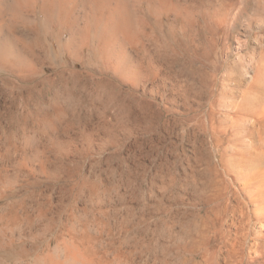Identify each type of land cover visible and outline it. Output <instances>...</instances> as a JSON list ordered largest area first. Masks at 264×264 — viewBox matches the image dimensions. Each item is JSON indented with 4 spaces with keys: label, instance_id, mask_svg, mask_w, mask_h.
Wrapping results in <instances>:
<instances>
[{
    "label": "rangeland",
    "instance_id": "rangeland-1",
    "mask_svg": "<svg viewBox=\"0 0 264 264\" xmlns=\"http://www.w3.org/2000/svg\"><path fill=\"white\" fill-rule=\"evenodd\" d=\"M201 1L197 4L205 10L221 7L224 0ZM240 1L236 0L233 12L242 6ZM131 3L136 4L132 8L137 6ZM247 4L236 31L214 37L212 48L220 53L210 55L207 63L217 59L218 65L227 68L241 60L243 67L236 70L246 89L254 60H262L264 89V55H260L264 0H247ZM86 6H78L79 13L87 11ZM194 9V16L200 18ZM38 10L32 2L5 0L0 4L5 31L14 36L35 35L41 24ZM147 13L144 10L147 23L137 25L142 43L136 45L128 32H121L116 54L108 62L91 43L90 52L80 49L77 60L58 54L59 43L49 34L57 31L59 23L52 19L42 35L46 34L43 40L58 56L56 63L41 56L28 69H0L1 176L4 173L0 177V243L12 248L4 255L6 264H44L43 255L49 252L61 258L67 248L77 250L72 253L75 257L90 254L97 264H201L204 257L215 258V264H233L237 254L229 260L223 257L231 248L229 241L244 243L246 262L253 255L250 247L264 243V219L246 221L255 209L264 213V178L251 175L245 182L239 176L241 166L233 159L238 157L234 150L239 144L231 141L230 129L213 133L205 116L207 99L192 91V78L184 72L188 54L204 53L205 41L212 38L198 19L197 24L184 25L176 22L172 12L168 19L174 23L163 17L158 26L157 18ZM79 22L83 29L79 35L86 34L84 22ZM62 32L68 34L63 28ZM168 38L172 49L167 52ZM199 65L196 62L194 67ZM225 72L223 68L217 76L222 78ZM47 91L55 96L46 97ZM238 91L237 87L235 98ZM217 103L215 123L228 128L225 108ZM216 207L226 211L217 224L206 225Z\"/></svg>",
    "mask_w": 264,
    "mask_h": 264
},
{
    "label": "bare ground",
    "instance_id": "bare-ground-1",
    "mask_svg": "<svg viewBox=\"0 0 264 264\" xmlns=\"http://www.w3.org/2000/svg\"><path fill=\"white\" fill-rule=\"evenodd\" d=\"M4 1L5 0H0V4H2V2H4ZM13 1L20 2V3H23V2H32V3L36 4L37 8L39 9L38 11H39V15H40V18H41L40 19L41 20L40 21L41 24H40V26L38 28H36L35 35H33V36L31 35V37H27V36H24V35L17 36L16 34H15L16 36H14V35L8 34V32L5 31L6 29L4 28V24L2 23V20L0 19V69H2V70L4 69L7 72H11L13 69H15L14 67H17L18 69L19 68H21V69H28L31 65H33L34 61H36L35 59L37 58V60H38V58H41V56H44V58L46 59V61L48 60L49 62H53V63L54 62L55 63L57 62L58 56L55 55V54H53V51L50 49V47L48 46V44L46 43V41L43 40V38H44L43 35H46V34H43L42 35V32L43 31L44 32H47L48 26H50L52 24V22H51L52 19H55V21L59 23V24H55V25H57V31L55 33L52 32V34H49L50 37L54 38L56 40V42L59 43L58 44V49H59V53L58 54H60V55H68L71 58H73L74 60L79 59V50L80 49L81 50L89 49V52H90V49H91L90 43L92 45L96 46L97 49H99V54L101 55V57L105 58V60L106 59L108 60V58H111V57H113L116 54V50L118 49V44H119V42L121 40V38H120L121 32H125V33L128 32L130 34L129 35L130 40L134 41V43H136V45H137L139 43V41H140L139 34L137 33L138 32L137 31L138 30V26H139L138 23L139 24H142V23L144 24V22H145V24H146L147 23L146 21H148V20H146V18H148V17H146V18L144 17L145 16L143 14L144 10L146 12H148L147 14H150V16H153L154 18H157L156 21L158 22V26H159L160 20L162 21V18L163 17H165V20H168V23L170 24L172 21L171 20L169 21V19H168L169 16L168 15H169V13H172V12H173V15L176 18V22L178 20H180V21L183 22V24L185 23L187 25L188 24L189 25H193L196 22L197 23L200 22V24H202L200 26L201 29L206 32L205 34L210 35V37L212 38V41H210V39L207 40V41H205V43L203 45V50H202V51H204V53H202V54H197V53L188 54V56L185 58L186 59L185 60V63H186V65H188V69L185 68L184 69V72L187 73V74H189V77L192 78L191 79V81H192L191 82L192 91L195 94H197L198 96H200L201 98L202 97H205L204 99H207L208 100V101L206 100V104L207 103L209 104V109L205 113V116H206L207 120L209 121V126L212 129L213 133H218V134H222L223 133L224 134V132H227V129H230L231 132H232V137H230L231 138V141H234L235 144H237V143L239 144L238 148H236V149L234 148L235 149L234 151L238 154V157L236 156L235 158H233L235 160V162H234L235 165L237 167L241 166V169H239L237 171L239 173V176L242 179H244L245 182H247V179L248 178L249 179L251 178V175H261L264 178V89L261 86L262 84H260V69L263 68V61L262 60H260V61L259 60H254V58H253V60H254V63L252 64L253 65V67H252L253 68V75L250 77V79H249L250 81L247 84L246 89L243 88V78H242V74L241 73H238L237 70H236L237 69V66H242L243 67V64H242L241 60H239V59L238 60H235L231 64V66L227 65V68H225L224 65H218L217 64V59H215L211 63L212 65L207 63V59L209 58L210 55L213 54V56H214V54L216 55L218 52L220 53V50H217L218 49L217 47H213L212 48L213 44L215 43L214 37L219 32H221L223 35H227L229 33H232L233 31H236L237 26L240 23V21H242L241 18L244 15L245 10H246V8L248 6L247 0H241L240 1L241 4H242V6H240L236 10V12H233L235 6L237 5L236 0H224V1H222L223 3L221 4V7H213V9H209V8L206 9L204 7L205 10H201V7L197 4L198 0H191L190 3L187 2L186 0H183V2H180V0H13ZM38 1H40L39 4H37ZM131 1H134L135 3H137V6L138 7L136 6V7H133L132 8V6L134 4H132ZM85 2H88V3L85 4ZM213 3H214V1H213ZM84 5H87L86 7H89L88 10L87 11L84 10L82 13H79V10H78L79 7L78 6H84ZM194 7L198 9V10H196L197 12L199 11L201 13V15L199 14L200 15V18H197V17L194 16V11H195ZM196 19H198L199 22L196 21ZM80 20L84 22V25H85L84 26V30H85L84 32L86 33V31H87V33L86 34H83V35H79V33L82 34V32H83V29H80V26H78V23H80L79 22ZM173 23L174 22H172L171 24H173ZM149 24H151V23L149 22L148 23V26H149ZM155 24H157V23L155 22ZM161 24H162V22H161ZM33 26H35V25H33ZM141 26H143V25H141ZM76 27L77 28L79 27V28L76 29ZM62 28H63V30H67L68 31V34L67 35L63 36L64 33L62 32ZM168 28H170V27L168 26ZM183 28H185V26ZM139 30L141 31L142 29H139ZM170 31H171V34H175L173 28L170 29ZM92 33L94 34L93 37H91L92 36ZM159 33H161L160 30H159ZM21 34H22V32H21ZM206 38L207 37L205 36V39ZM82 40H86V42L83 43ZM170 42H172L171 39L170 40H169V38L166 39L165 48H166V51L167 52H168L169 49H172V44ZM209 42H211V44ZM201 44H203V43H201ZM261 45H262L261 46V49L262 50L260 51V55H264V52L262 53V51L264 50V42L263 41L261 42ZM36 50H39V55L36 54ZM145 52H146V50H145ZM183 53H184V55H186L185 52H183ZM35 55H36V57H35ZM107 60H106V62H108ZM196 62H200L201 63V65H199L197 68L194 67V65H195ZM182 63L184 64V61ZM106 64H108V63H106ZM84 66H86V65H84ZM108 67L109 68L111 67L114 72L117 71V68H116L115 65H110L109 64ZM183 68H182V70H183ZM223 68L225 69L226 72H225L224 75H222V78H220V76H217L218 75L217 73H219L220 70L222 71ZM245 70L247 71V69H245ZM218 79H219V81H217ZM75 80H78V78L75 79ZM30 81H32V80H30ZM100 85H102V84L100 83ZM53 86H55V85L53 84ZM74 86H75V82H74L73 87ZM29 87H30V85H29ZM237 87H238V90H239L238 93H237L238 96H239V98H235V94H236ZM28 89H30V88H28ZM101 91H103V94H104L105 91L104 90H101ZM57 93H56V95H57ZM106 93H105V95H106ZM50 94H51V96L52 95L55 96V93L54 92H50V91L49 92L47 91L45 96L48 97V98H50ZM109 94H110V92H109ZM112 95H115V94H112ZM109 96H107V97H109ZM55 98L56 97H54V99ZM110 98H112V97L110 96ZM55 100H57V99H55ZM216 102H218L217 103L218 105H221V107L225 108L224 117L227 118V122H229V126H227L228 128H225L224 126L223 127L222 126H218L215 123V120L214 119H215V103ZM49 104L50 103H48V105ZM122 104L123 103H121V105ZM54 106H56V105H54ZM11 116H12V113H11ZM16 116H17V114H16ZM10 118H12V117H10ZM12 119H14V118H12ZM12 119H11V121H12ZM27 121H28V118H27ZM36 122H38V121H36ZM50 125H52V124H50ZM52 126H55V124L52 125ZM12 133H14V132H12ZM7 134H8V132H7ZM6 137H7V135H6ZM6 139H8V138H6ZM23 142H24V140H23ZM25 143L26 142H24V145H25ZM12 146H13V144H12ZM23 149H24V147H23ZM66 152H68V151H66ZM2 155H4V153H2ZM1 157L3 158V156H1ZM60 159H62V157ZM38 160H39V158H38ZM225 162H227V161H225ZM22 163H20V164H22ZM41 165H42V163H41ZM62 165H64V163ZM226 165H228V164H226ZM19 167H20V165H19ZM2 168H3V166H2ZM16 169H17V167H16ZM71 170H69V171L71 172ZM76 170L78 172V169H76ZM250 173H252V174H250ZM8 174L9 173H7V175ZM3 175H4V173H3ZM14 175H16V174H13V176ZM2 176L0 174V177H2ZM1 197H2V195H0V198ZM219 198H220V196H219ZM218 203H217V205H218ZM16 204H19V203H16ZM12 210H14V209H12ZM5 211H7V210H5ZM225 211L226 210L224 208H223V210L220 209V207L214 208L212 210V213L214 214V218H208V219H206L205 220V224L206 225H211V226L217 224L219 222V220H218L219 217L221 216L222 213L224 214ZM2 215H3V213H2ZM3 218H5V217L3 216ZM260 218L261 219H264V213H262L261 211L255 209L254 211H252V216L249 217L248 220H246V221L247 222H253V219L259 220ZM14 219H13V221H14ZM5 220L10 221V218L7 219V217H6ZM1 221H3V220H1ZM8 223L10 224L11 222H8ZM52 229H53V227H52ZM60 232H63V231H60ZM67 234H68V232H67ZM187 235H188V233H187ZM225 236H227V235H224V237ZM42 237H44V236H42ZM193 241L194 240H192L191 244L193 243ZM206 242H207V240H206ZM194 244H197V243H194ZM229 244H230V247L231 248H230V250L227 251L226 256H223V257H225V258L227 257L226 259L229 260L232 257H234L235 254H237V257L234 258V261L235 262L233 264H264V243L257 242V243H254L253 246L250 247V250H251L250 252L253 253V255L250 254L248 256L250 258L248 260L249 262H246V259H245V254H244V251H243L244 250V248H243L244 243H241V242H239V243H237V242H231L230 243V241H229ZM9 245L10 244H8V243L7 244L6 243H3V242L0 243V264H6V262L4 260V255L5 254L7 255V253L10 254L9 251H11V249H12L11 246H9ZM68 247H71V246L69 245ZM201 247H203V246H201ZM9 248H11V249H9ZM189 248H190V246H189ZM73 250L70 251L69 248H67V250H65V253L62 254L63 256L61 258L60 257H56V256L54 257V256H52L53 255L52 253H51L52 254L51 255L48 252L47 254L45 253L46 255H43V258L41 257V259H43L42 261H44V264L45 263H47V264H97L93 260L94 258L89 257L90 254L89 255H85V254L82 255L81 254L82 256H80V257H77L76 256L75 257L76 253L75 254H72L75 251V250L74 251ZM186 250H189V249H186ZM12 252H14V251H12ZM223 252H225V251H223ZM209 255H208V258H209ZM103 257H102V259H103ZM204 258L205 259H203V260L205 262L204 263H201V264H215V261H216L215 258L212 257V258H210L211 260L210 259H207V257H204ZM260 258H262L261 261H259ZM195 261H196V259H195ZM97 262H98V260H97ZM191 262H192V260H191ZM218 262H217V264H219ZM188 263H190V261ZM184 264H187V262L184 263Z\"/></svg>",
    "mask_w": 264,
    "mask_h": 264
}]
</instances>
